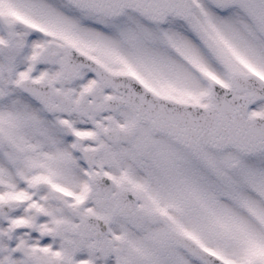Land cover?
I'll list each match as a JSON object with an SVG mask.
<instances>
[{
    "label": "snow or ice",
    "instance_id": "6c2138e0",
    "mask_svg": "<svg viewBox=\"0 0 264 264\" xmlns=\"http://www.w3.org/2000/svg\"><path fill=\"white\" fill-rule=\"evenodd\" d=\"M0 264H264V0H0Z\"/></svg>",
    "mask_w": 264,
    "mask_h": 264
}]
</instances>
